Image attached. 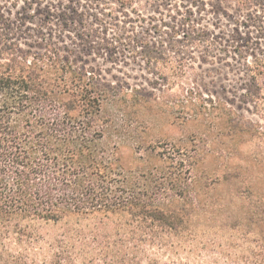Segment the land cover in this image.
Instances as JSON below:
<instances>
[{"label": "trees", "instance_id": "obj_1", "mask_svg": "<svg viewBox=\"0 0 264 264\" xmlns=\"http://www.w3.org/2000/svg\"><path fill=\"white\" fill-rule=\"evenodd\" d=\"M8 1L21 11L13 18L0 12V263L22 264L23 254L17 248L27 246L39 222L66 224L71 230L63 234L65 240H59L65 248L88 244L82 222L100 219V229L113 223L120 228L119 234L110 237L104 247H111L119 258L130 241H142L147 222V227L168 230V238L179 236L182 226L196 232L197 238L205 233L195 229L202 217L207 228L225 222L224 216H216L220 208L227 210V219L236 220L231 226L236 235L229 239L239 241L236 246L245 264H264V167L235 166L210 178L208 172L194 170L204 160L200 152L205 148L197 144L192 150L179 147L172 155L146 148V156L127 164L123 149L143 141L137 125L145 118L150 121L157 99L137 90L131 96L101 83L99 70L64 44L76 30L95 53L113 49L103 36L105 28L93 27L105 24L104 19L92 13L89 22L79 6H102L112 19L115 5L135 9L143 0ZM29 23L37 27L29 28ZM126 31L122 28L120 36L130 39ZM114 52L112 56L109 52L111 57ZM143 52L150 67L168 81V64L152 50ZM249 70L247 94L264 120V55L256 57ZM189 91L183 107L192 105L198 110L195 115L204 113L215 121V127L216 120L227 123L230 139H209L210 152L217 143L232 149L229 141L236 131L245 130L242 120H237L221 98H205L196 86ZM252 132L264 136V125L258 123ZM202 180L206 185L199 184ZM217 185L222 187L214 204L212 193L202 187ZM251 197L256 202L248 207ZM235 202L242 206L233 208ZM213 208L212 213L209 209ZM230 245L231 241L224 248L232 250ZM52 262L61 264L62 260Z\"/></svg>", "mask_w": 264, "mask_h": 264}, {"label": "rangeland", "instance_id": "obj_2", "mask_svg": "<svg viewBox=\"0 0 264 264\" xmlns=\"http://www.w3.org/2000/svg\"><path fill=\"white\" fill-rule=\"evenodd\" d=\"M101 7L89 9L84 4L79 9L86 12L89 22L92 13H98L104 19L105 24L96 23L93 27L97 30L105 28L103 36L113 44V49L95 53L96 49H88L76 30L64 44L75 49V54L83 58L84 63L99 70L101 83L113 85L131 96L137 90L143 96L157 99L150 121L145 118L137 125L143 141L135 145L129 143L131 146L123 149L127 164L131 165L135 157L146 156V148L149 152L172 155L179 147L192 150L197 144L205 148L200 152L204 160L194 170L206 171L208 177L223 174L235 166L246 169L250 164H257L264 167V136L257 137L252 132L258 123L264 125V120L247 94L251 83L249 67L256 57L264 55V0H143L135 9L115 5L112 19L106 15L108 10ZM18 11H21L20 6L13 7L8 0L0 2V12L13 18L20 15ZM28 27L36 28L37 24L29 23ZM122 28H127L130 39L120 36ZM27 43L33 44V41ZM147 49L168 64V81H163L150 67L143 55ZM112 51H115L113 57ZM192 86H196L205 98H221L235 112L237 120H242L245 130L240 131L242 133L236 131L234 139L229 141L232 149L217 143L210 152L209 139L217 142L230 139L226 134L227 123L216 120L215 127V121L204 113L195 115L198 110L192 105L182 106L183 100L191 95L187 90ZM199 184L206 185L204 180ZM221 187H202V190L212 193L215 197L212 202L217 204L216 194L220 193ZM185 193L190 199L191 193ZM255 202L254 197L247 199L248 207L254 206ZM237 205V202L232 204L233 208H240L242 203ZM219 209L216 216H224L225 222H214L218 224L211 223L207 228V220L202 217L199 228L195 229L205 233L197 238H194L196 232L193 234L194 231L183 226L179 236L168 238L165 234L168 230L147 227L150 224L147 222L142 241H130L132 247L123 249L119 258L114 257L116 253L113 254L111 247L106 249L104 244L119 234L120 228L112 223L108 228L100 229V219L82 222L88 244H79L76 248L59 246L60 238L65 240L63 234L71 230L66 224L39 222L32 237H28L27 246L17 248V251L23 254L22 264H52L57 258H61V264H245L246 258L236 246L239 241L229 239L236 235L231 227L236 220L227 219V210ZM209 210L214 212V208ZM230 241L232 250L224 248Z\"/></svg>", "mask_w": 264, "mask_h": 264}]
</instances>
